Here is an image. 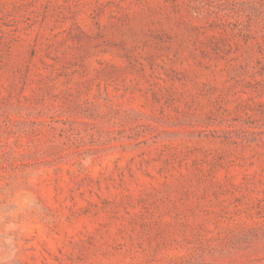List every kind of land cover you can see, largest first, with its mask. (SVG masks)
<instances>
[{"label":"rangeland","instance_id":"rangeland-1","mask_svg":"<svg viewBox=\"0 0 264 264\" xmlns=\"http://www.w3.org/2000/svg\"><path fill=\"white\" fill-rule=\"evenodd\" d=\"M0 264H264V0H0Z\"/></svg>","mask_w":264,"mask_h":264}]
</instances>
